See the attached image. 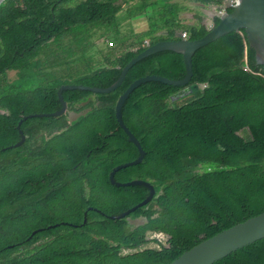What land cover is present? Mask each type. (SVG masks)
Here are the masks:
<instances>
[{
  "label": "trees",
  "instance_id": "obj_1",
  "mask_svg": "<svg viewBox=\"0 0 264 264\" xmlns=\"http://www.w3.org/2000/svg\"><path fill=\"white\" fill-rule=\"evenodd\" d=\"M188 1L205 7L212 2ZM128 2L0 4V264H170L264 211V66L245 29L197 51L192 84L201 89L192 99L171 100L181 87L148 82L124 103V122L146 156L115 178L157 184L153 202L131 213L130 221L110 217L125 208L113 209L115 197L123 195L133 206L150 190L139 184L123 189L110 181L114 168L139 157L120 128L116 104L147 75L185 78L180 54L163 51L143 59L110 94L64 91L68 111L25 119L26 143L4 151L21 142L25 116L62 108L60 86L108 88L145 40H173L185 30L194 41L210 30L199 9L193 22H181L180 14L190 9L186 0H163L157 11L156 0H143L119 19ZM140 14L148 21L146 31L131 29L128 35L117 27ZM69 112L78 116L70 119ZM200 162L208 169L209 186L189 194L192 169ZM107 195L109 203L102 200ZM140 217L147 223H131ZM148 232L163 233L166 244L149 248ZM215 264H264V239Z\"/></svg>",
  "mask_w": 264,
  "mask_h": 264
},
{
  "label": "water",
  "instance_id": "obj_2",
  "mask_svg": "<svg viewBox=\"0 0 264 264\" xmlns=\"http://www.w3.org/2000/svg\"><path fill=\"white\" fill-rule=\"evenodd\" d=\"M5 0H0V4ZM228 7H231L228 4ZM245 29L247 40L250 46L255 50L257 63L264 65V0H239L232 11H228L221 21L217 23L204 38L199 40H190L181 37V33L175 34V39L161 41L153 44L145 51L137 55L122 71L119 79L108 88H96L83 86L78 84H64L58 89L59 100L62 103V108L53 112L31 113L25 116L19 123V129L23 136L21 142L15 146L5 148L4 151L10 148H19L27 141V135L22 130V124L25 119L30 117L42 116H60L68 111V103L63 97V92L68 90H83L97 94H110L116 91L125 81L128 72L142 59L154 54L171 51L182 56L183 64L186 68V76L181 80H170L161 76H145L134 81L127 90L120 96L116 104V118L120 127L125 131L128 140L136 146L140 156L132 161L117 166L110 172V180L116 185L129 184H148L152 191L150 195L136 206L121 212L112 214L113 219L129 218L130 214L141 208L143 205L151 201L156 196V184L141 179H131L119 182L115 179V174L118 170L140 164L146 156V151L143 149L137 137L130 131L124 122L122 109L124 103L129 98L131 93L139 88L142 84L148 82H159L168 86L181 87L182 89L171 97L172 100L186 98L191 99L199 90L200 85L192 84L194 79V56L201 48L219 40L224 35L233 31ZM87 215V212H86ZM85 223L87 218H85ZM53 228L57 226H52ZM42 231V229L38 230ZM38 231H35L30 239H32ZM264 239V211L255 215V217L241 222L222 233L202 242L193 249L183 253L179 258L170 264H215L216 262L228 257L239 249H242L250 244Z\"/></svg>",
  "mask_w": 264,
  "mask_h": 264
},
{
  "label": "clouds",
  "instance_id": "obj_3",
  "mask_svg": "<svg viewBox=\"0 0 264 264\" xmlns=\"http://www.w3.org/2000/svg\"><path fill=\"white\" fill-rule=\"evenodd\" d=\"M210 6V4L207 6V7H205V6H202V5H200V7H202V8H205V12L202 10V12L206 15V22L208 23V25H209V27H210V29H212L217 23H216V19L219 17V16H217V15H215V14H213V10H212V8L211 7H209ZM230 8H234V7H229L228 8V11H229V9ZM132 17H134V16H132ZM137 17V16H136ZM135 18V17H134ZM219 18H222V17H219ZM180 19H181V22H185V23H191V22H193L194 21V15H193V19H192V21H189V22H187V21H183L182 20V18H181V14H180ZM214 20V26H211V22ZM146 24H147V27L145 28V29H143V30H135L134 29V31H136V32H138V33H141V32H144V31H146L147 29H148V21L146 20ZM177 33H181V37H183V38H186V39H188V35H187V32L186 31H177L175 34H177ZM166 41V40H165ZM161 42V41H160ZM156 43H158V42H156ZM156 43H154V44H156ZM153 44H151L150 43V41L149 40H145V48L142 50V51H140L139 52V54L140 53H142L143 51H145L147 48H149L150 46H152ZM138 48V47H137ZM133 50H135V49H133ZM135 51H138V50H135ZM138 54V55H139ZM155 55V54H154ZM137 57V56H136ZM148 57H150V56H148ZM147 58V57H146ZM134 59V58H133ZM132 59V60H133ZM145 59V58H144ZM131 60V61H132ZM143 60V59H142ZM141 60V61H142ZM130 61V62H131ZM129 62V63H130ZM140 62V61H139ZM138 62V63H139ZM128 63V64H129ZM127 64V65H128ZM126 65V66H127ZM260 65V64H259ZM107 66H108V64H107ZM125 66V67H126ZM264 66V65H263ZM123 71V70H122ZM147 76H154V75H147ZM201 87V86H200ZM205 87H207V86H205ZM201 89V88H200ZM200 91V90H199ZM198 91V92H199ZM180 99H185V101H188V100H190V99H186V98H180ZM192 99V98H191ZM172 100V99H171ZM176 100H179V99H176ZM119 123V122H118ZM121 128V127H120ZM122 129V128H121ZM138 150V149H137ZM139 156H140V153H139ZM136 160V159H135ZM132 162V161H131ZM116 179V178H115ZM134 179H141V180H147V179H143V178H134ZM117 180V179H116ZM111 181V180H110ZM149 181V180H148ZM119 182H121V181H119ZM113 183V182H112ZM115 184V183H114ZM116 185V184H115ZM133 185H135V184H129V185H117V186H119V187H123V189H125L127 186H133ZM139 185H143V186H145V187H147L149 190H150V192H149V194L147 195V197L150 195V193H151V191H152V188L147 184H139ZM156 186H157V184H156ZM209 186V176H208V169L206 168V166L204 165V163H198V164H196V165H194V167H193V169H192V175H191V180H190V185H189V189H188V193L189 194H197V193H199L201 190H203V189H205V188H207ZM146 197V198H147ZM145 198V199H146ZM144 200V199H143ZM142 200V201H143ZM153 200H154V198L153 199H151V201H149L148 203H146L145 205H143L142 207H144V206H147V205H149L151 202H153ZM141 201V202H142ZM140 203V202H139ZM138 204V203H137ZM136 204V205H137ZM136 205H131V203H130V200L128 199V198H126L125 196H123V195H117L116 197H115V201H114V204H113V209L114 210H119V209H121L122 207H125V208H123L122 210H120L118 213H121V212H124V211H126V210H128V209H130V208H132V207H134V206H136ZM141 207V208H142ZM156 208H157V206H156ZM159 210L160 209H158L157 208V213H156V217H157V215H158V213H159ZM110 217H111V215H110ZM85 218H87V217H85ZM112 218V217H111ZM129 221L132 219V217H129V218H127ZM84 221H85V219H84ZM145 221H147L145 218H142V217H140V218H136V219H133V221L131 222V223H134L135 225H141V224H144V222ZM65 224V223H64ZM60 224H56V225H52V226H59ZM51 226V227H52ZM148 235H149V237H148V239L149 240H151V243H150V245H149V248H156V249H160L161 248V245H165L166 244V242H167V236L166 235H164L163 233H153V232H148ZM152 245V247H150Z\"/></svg>",
  "mask_w": 264,
  "mask_h": 264
},
{
  "label": "rangeland",
  "instance_id": "obj_4",
  "mask_svg": "<svg viewBox=\"0 0 264 264\" xmlns=\"http://www.w3.org/2000/svg\"><path fill=\"white\" fill-rule=\"evenodd\" d=\"M142 1L143 0H129V2L127 4H125L124 10L118 14V18L122 19V17L125 15V10L128 7H130V6H132V5L136 4V3L142 4ZM156 1L158 2V4L154 8L157 11L158 8L161 6V2L163 0H156ZM171 1H180V0H171ZM186 3H187V5H189L190 9L188 11H183L181 13V18H182L183 21H187V22L192 21L193 15L198 9L199 10H203L205 12V8L200 7L198 4H195L192 1L186 0ZM117 27L122 31V33L128 34V35L130 34V30L131 29H133V30L134 29L135 30H143V29H145L147 27L145 14H140V15H138L135 18L132 17V18H128V20L121 21L120 25L117 26ZM100 33L101 32H99V34ZM102 40H103V37L100 38L99 40H97L96 41V45H97L98 41H102ZM67 41H68V38L65 37V39H64L62 44L66 43ZM131 42H132V38L130 37L129 40H128V46H130ZM100 48H105V45L102 44L99 47V49ZM13 74H17V72H15ZM77 116H78L77 113L69 112V118L70 119H75ZM111 199H112V196H110V195L102 196V200L104 202H108L109 203V202L112 201ZM146 223H147V221L144 222V224H146ZM83 224H85V222ZM150 247H152V245Z\"/></svg>",
  "mask_w": 264,
  "mask_h": 264
},
{
  "label": "built area",
  "instance_id": "obj_5",
  "mask_svg": "<svg viewBox=\"0 0 264 264\" xmlns=\"http://www.w3.org/2000/svg\"><path fill=\"white\" fill-rule=\"evenodd\" d=\"M210 6L213 10V14L223 17L228 12V4L231 7H234L236 4L239 3V0H211ZM211 26H214V20L210 23Z\"/></svg>",
  "mask_w": 264,
  "mask_h": 264
},
{
  "label": "bare ground",
  "instance_id": "obj_6",
  "mask_svg": "<svg viewBox=\"0 0 264 264\" xmlns=\"http://www.w3.org/2000/svg\"><path fill=\"white\" fill-rule=\"evenodd\" d=\"M230 10V9H229ZM230 11H232V10H230ZM219 18V17H218ZM180 30V29H179ZM183 31H185V30H183ZM174 39V38H173ZM160 42V41H159ZM23 130V129H22ZM15 148H17V147H15Z\"/></svg>",
  "mask_w": 264,
  "mask_h": 264
}]
</instances>
